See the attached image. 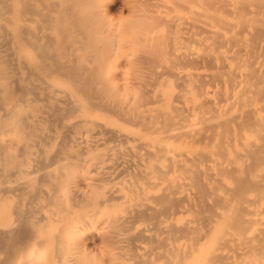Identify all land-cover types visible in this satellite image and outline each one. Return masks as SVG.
<instances>
[{
    "label": "bare ground",
    "instance_id": "1",
    "mask_svg": "<svg viewBox=\"0 0 264 264\" xmlns=\"http://www.w3.org/2000/svg\"><path fill=\"white\" fill-rule=\"evenodd\" d=\"M0 264H264V0H0Z\"/></svg>",
    "mask_w": 264,
    "mask_h": 264
},
{
    "label": "rangeland",
    "instance_id": "2",
    "mask_svg": "<svg viewBox=\"0 0 264 264\" xmlns=\"http://www.w3.org/2000/svg\"><path fill=\"white\" fill-rule=\"evenodd\" d=\"M113 11H114V12H113V15H114V16H118V17H117L118 19H120V17H123L124 15L126 16V12H124L123 14H120V13H121V12H120V8H115ZM157 64L160 65V63H157ZM161 65L163 66V63H162V62H161ZM161 65H160V66H161ZM162 66L160 67L161 69L159 68L160 70H159V69H156V70L159 71V72H160L161 70L164 71V69H166V68L163 66L164 69H162ZM155 67L157 68L158 65H155ZM152 70H153V68H152ZM149 71H150V70H149Z\"/></svg>",
    "mask_w": 264,
    "mask_h": 264
}]
</instances>
